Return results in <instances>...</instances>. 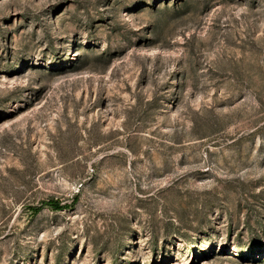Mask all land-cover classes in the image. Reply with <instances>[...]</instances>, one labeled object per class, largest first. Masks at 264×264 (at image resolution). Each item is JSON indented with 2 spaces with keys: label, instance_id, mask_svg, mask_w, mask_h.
Listing matches in <instances>:
<instances>
[{
  "label": "rangeland",
  "instance_id": "374dc122",
  "mask_svg": "<svg viewBox=\"0 0 264 264\" xmlns=\"http://www.w3.org/2000/svg\"><path fill=\"white\" fill-rule=\"evenodd\" d=\"M0 264H264V0H0Z\"/></svg>",
  "mask_w": 264,
  "mask_h": 264
},
{
  "label": "trees",
  "instance_id": "16d2710c",
  "mask_svg": "<svg viewBox=\"0 0 264 264\" xmlns=\"http://www.w3.org/2000/svg\"><path fill=\"white\" fill-rule=\"evenodd\" d=\"M43 204H45L46 206H49L52 209L55 210H59L61 209L63 206L60 204V201L57 199H50L46 202H44ZM38 208H35V210H37Z\"/></svg>",
  "mask_w": 264,
  "mask_h": 264
}]
</instances>
